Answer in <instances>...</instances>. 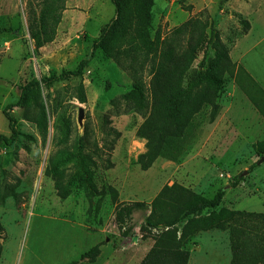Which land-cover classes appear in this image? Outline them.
Returning <instances> with one entry per match:
<instances>
[{
    "label": "rangeland",
    "instance_id": "rangeland-1",
    "mask_svg": "<svg viewBox=\"0 0 264 264\" xmlns=\"http://www.w3.org/2000/svg\"><path fill=\"white\" fill-rule=\"evenodd\" d=\"M29 1L0 0V134L4 135L10 131L2 110L16 103L19 85L78 69L79 62L89 57L99 30L115 13L111 0H68V7L65 1L55 39L35 50L27 31ZM152 13L153 32L162 38L187 25L171 38L180 57L205 25L206 42L184 71L183 85L213 57L210 43L218 33L233 67L231 74H223L215 114L203 103L190 114L180 136L160 142L149 156L147 138L137 132L157 124L151 76L144 79L148 121L134 109L126 110L122 95L131 89V79L100 50L80 76L48 87L42 84L48 119L45 141L21 110L12 108L18 135L11 146L0 144V264H98L94 259L99 250L85 254L95 245L107 254L109 248L150 238L156 231L140 230L144 216H137L133 231L123 237L114 219L119 204L150 205L163 186L173 183L207 198L224 188L221 206L264 213V160L252 167L262 157L253 146L264 139V117L236 83L244 71L262 91L259 98L264 105V0H154ZM191 25L197 28L192 33ZM78 83L83 85V103L73 97ZM154 90L159 98V92L169 88L159 84ZM79 106L83 108L80 123ZM63 123L70 129L66 137ZM85 130V152L95 162L89 166L93 195L89 200L72 181L70 194L61 198L52 178L44 174L56 149L54 137L71 144ZM150 137L156 141L155 133ZM236 177L240 179L233 185ZM189 244L198 246L190 264H230L227 231H202Z\"/></svg>",
    "mask_w": 264,
    "mask_h": 264
},
{
    "label": "trees",
    "instance_id": "trees-1",
    "mask_svg": "<svg viewBox=\"0 0 264 264\" xmlns=\"http://www.w3.org/2000/svg\"><path fill=\"white\" fill-rule=\"evenodd\" d=\"M66 0H30L27 4V31L34 49L38 50L51 43L56 36L57 27L65 9ZM114 6V17L101 28L99 35L92 41L89 57L79 62L78 69L51 73L40 80L32 79L19 85V97L16 103L6 105L2 114L7 121L9 135L0 134V144L11 146L18 135L15 119L10 114L12 108L21 110L25 120L32 122L44 142L47 136L48 119L42 98L41 85L45 87L69 76H80L82 70L96 50L117 64L131 79V89L122 95L126 110L134 109L148 121L149 100L145 94L144 79L151 76L153 108L157 104V124L149 125L146 131L137 133L147 138V155L153 156L160 142L178 137L186 125L190 114L204 104L211 106L213 116L217 109L216 99L225 79L223 74L232 71L233 67L226 48L214 34L210 46L214 52L206 67L193 75L183 85L184 71L191 63L198 48L205 44V25L201 30L191 25L192 32L198 30L195 42L189 47L186 55L174 51V40L186 29L184 24L173 31L172 36L162 38L153 32L154 0H111ZM175 52V55L173 54ZM185 59L181 64V59ZM170 64V67L167 65ZM182 66V67H180ZM242 76V77H241ZM243 78V81H241ZM174 82L171 85L170 82ZM236 83L244 92L251 104L264 117V105L260 96L263 93L257 84L244 71H240ZM162 84L166 92L155 96V88ZM73 97L80 103L85 102L83 85L73 87ZM159 99V103L157 100ZM64 137L70 129L63 123ZM155 133L156 141L150 137ZM86 130L82 136L71 144L54 137L55 151L48 157L44 174L52 178L54 187L61 198L70 192L72 181L76 188H82L91 199L89 190L91 171L89 166L95 164L89 153L85 152L87 142ZM151 142V143H150ZM256 153L264 155V139L253 146ZM94 154V153H93ZM257 162L252 164L255 166ZM143 167H146L145 165ZM70 168H74L71 170ZM70 170L69 174L66 171ZM240 179L236 177L233 185ZM112 195L117 193L109 187ZM224 188H219L211 198L204 197L182 185L173 183L163 186L150 205L142 202L121 203L114 214L115 224L123 237L131 234L136 226V218L144 216L140 230L147 231L153 245L140 264H187L190 252L189 242L200 232L212 229L227 231L231 253L230 264H264V213L238 211L221 206ZM91 195V196H90ZM3 228L0 224V236ZM95 245L87 253L97 252ZM83 254L82 256H86Z\"/></svg>",
    "mask_w": 264,
    "mask_h": 264
},
{
    "label": "crops",
    "instance_id": "crops-1",
    "mask_svg": "<svg viewBox=\"0 0 264 264\" xmlns=\"http://www.w3.org/2000/svg\"><path fill=\"white\" fill-rule=\"evenodd\" d=\"M66 7H68V0H66ZM60 25L61 22L59 23L57 29H59ZM67 29H69V26L67 27ZM152 245L153 240L151 238H140L139 240L134 241L130 244H122L121 246L109 248L108 253L104 254L102 250L103 247L100 248V245L98 246L97 244L99 252H97L94 262H98V264H140L143 258L151 249ZM192 245L193 244L188 245L190 252L188 264H190L191 259L195 255L196 251H194V249H198V246Z\"/></svg>",
    "mask_w": 264,
    "mask_h": 264
},
{
    "label": "water",
    "instance_id": "water-1",
    "mask_svg": "<svg viewBox=\"0 0 264 264\" xmlns=\"http://www.w3.org/2000/svg\"><path fill=\"white\" fill-rule=\"evenodd\" d=\"M83 118V108L81 106L78 107V115H77V121L80 123L81 119ZM264 160V155L257 161V163H260ZM245 174V172H243Z\"/></svg>",
    "mask_w": 264,
    "mask_h": 264
}]
</instances>
